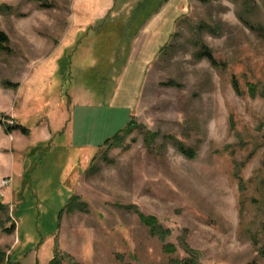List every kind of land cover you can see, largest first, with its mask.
Here are the masks:
<instances>
[{
	"label": "rangeland",
	"instance_id": "rangeland-1",
	"mask_svg": "<svg viewBox=\"0 0 264 264\" xmlns=\"http://www.w3.org/2000/svg\"><path fill=\"white\" fill-rule=\"evenodd\" d=\"M72 2L0 0V107L17 114L0 117L1 264H264V0H184L131 117L111 104L123 15L98 24L92 57L68 49L41 75ZM202 45L225 68L196 59Z\"/></svg>",
	"mask_w": 264,
	"mask_h": 264
},
{
	"label": "crops",
	"instance_id": "crops-1",
	"mask_svg": "<svg viewBox=\"0 0 264 264\" xmlns=\"http://www.w3.org/2000/svg\"><path fill=\"white\" fill-rule=\"evenodd\" d=\"M144 4V0H135L132 3L128 0L120 5L117 4V0H73L67 43L62 48L59 58L50 61L48 72L41 75L52 80L58 73V62L62 61L68 49L73 48L76 55L83 52L92 57L98 45V24L101 26L107 19H118L123 15L127 21L126 32L122 31L120 35L127 36L129 45L126 46L128 50L124 51V48L118 45L120 42L118 38L116 42L113 41L115 50L113 55L124 54L125 59L115 79L117 81L111 104L119 111L127 112L131 117L150 67L169 44L186 5L184 0H166L150 15ZM81 93L77 91L74 95L78 96ZM10 103L11 100L8 99V103L0 107V117L7 116L16 125L17 114ZM46 125L49 128L50 122ZM0 132L2 133L1 127ZM9 192L11 193V189ZM2 195H6L5 190L2 191Z\"/></svg>",
	"mask_w": 264,
	"mask_h": 264
},
{
	"label": "trees",
	"instance_id": "trees-1",
	"mask_svg": "<svg viewBox=\"0 0 264 264\" xmlns=\"http://www.w3.org/2000/svg\"><path fill=\"white\" fill-rule=\"evenodd\" d=\"M34 1L35 3H38L41 7H48V1L49 0H32ZM166 2V0H144V6L146 8V10H150V9H153L155 6V10L158 9L160 6H162L164 3ZM5 10H9V8H5ZM243 23L249 28L251 29L252 26L248 23V21L246 20H242ZM171 45H167L166 48H169ZM164 48V50L166 49ZM163 50V51H164ZM0 51L1 52H4V53H9L10 51V48H9V38L8 36L0 31ZM196 59L198 60H206L210 63V65L214 68H225V64L224 63H221V62H218L212 52L206 47V46H201L200 49L197 51L196 55H195ZM232 88L234 90V92L237 94V95H241V92H240V89H239V86H238V82L235 78H232ZM264 89V88H263ZM249 92L251 93L252 96H254L256 93H257V87L252 85L249 87ZM15 127V126H14ZM8 128V127H7ZM134 129V126H133V123L132 121L126 126V128L122 131H120L118 134H116L114 136V138H112V140H107L105 142V145L104 147H113L115 144H120L125 137H127L128 135H130L132 133ZM8 130H10L8 128ZM181 151L183 152L182 148H181ZM239 186H240V189L242 188L243 189V182L241 180H239ZM13 226H12V229H9L7 231L11 232L13 231ZM262 233L264 234V225L262 226ZM261 255L264 256V248L260 249V252H259ZM4 259V256L1 254L0 255V264L2 263ZM184 264H196L195 262H185Z\"/></svg>",
	"mask_w": 264,
	"mask_h": 264
},
{
	"label": "built area",
	"instance_id": "built-area-1",
	"mask_svg": "<svg viewBox=\"0 0 264 264\" xmlns=\"http://www.w3.org/2000/svg\"><path fill=\"white\" fill-rule=\"evenodd\" d=\"M9 125L13 126L14 123L9 121ZM8 184H9V179H2L0 181V197H3L2 191L6 188V186H8Z\"/></svg>",
	"mask_w": 264,
	"mask_h": 264
}]
</instances>
